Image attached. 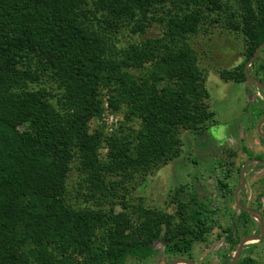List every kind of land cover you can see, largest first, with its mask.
I'll use <instances>...</instances> for the list:
<instances>
[{
  "label": "trees",
  "instance_id": "16d2710c",
  "mask_svg": "<svg viewBox=\"0 0 264 264\" xmlns=\"http://www.w3.org/2000/svg\"><path fill=\"white\" fill-rule=\"evenodd\" d=\"M216 26L245 42L222 79L252 85L264 0H0V264L144 262L157 244L193 261L217 210L193 194L174 199L175 215L133 212L131 198L137 179L180 157L182 131L216 123L191 43ZM253 75L264 85V61ZM239 208L223 264L251 223ZM246 251L236 264H257Z\"/></svg>",
  "mask_w": 264,
  "mask_h": 264
},
{
  "label": "rangeland",
  "instance_id": "374dc122",
  "mask_svg": "<svg viewBox=\"0 0 264 264\" xmlns=\"http://www.w3.org/2000/svg\"><path fill=\"white\" fill-rule=\"evenodd\" d=\"M150 35H161L160 28H153ZM191 43L198 52L199 67L207 76L211 93L209 105L216 123L199 136L192 131H182L180 157L154 174L137 179L131 203L135 207L133 212L146 209L175 215V200L180 198L188 203L191 195H198L211 209H216L217 214L208 241L195 246L193 261L223 264L232 249L224 231L233 227V218L242 211L235 199L241 185L239 169L256 157H261L264 162V140L258 132L264 119V97L252 87L253 83L238 84L222 79L223 72L238 68L245 60V42L241 35L216 26L209 33L192 39ZM263 61L264 54L255 67H250L252 77L255 78L253 73ZM121 118H107L109 133L117 130ZM261 132L264 133V125ZM221 181L226 189L221 186ZM239 200L251 214V223L247 225L240 221L234 235L240 239V246L245 238L260 237L263 233L261 240L249 241L243 250L247 249L244 257L251 256L257 264H264V164L253 162L248 165ZM253 245L256 246L248 248ZM155 249L150 259L140 262L130 258L125 264H171L177 259L167 257L161 244Z\"/></svg>",
  "mask_w": 264,
  "mask_h": 264
},
{
  "label": "water",
  "instance_id": "95a60500",
  "mask_svg": "<svg viewBox=\"0 0 264 264\" xmlns=\"http://www.w3.org/2000/svg\"><path fill=\"white\" fill-rule=\"evenodd\" d=\"M263 49H264V43L259 47V49L256 51L254 57L246 65V67H245V74H246L247 80L249 82L257 84L263 90V92H264V85L258 79L252 77L249 74V68L252 66L253 62L257 59V57L259 56V54L261 53V51ZM263 125H264V119H262V121L259 124V131L260 132H261V127ZM262 137H264V135H262ZM253 162L260 163V164H264V162H262V161L252 160L249 163H247L246 165H244V167L242 168V171H241V185H240V188L238 189V191L235 194V199H236V201H237L238 204H240L239 194H240L241 190L243 189V187L245 185V173H246V169H247L248 165L250 163H253ZM262 238H263V233H262V235L260 237L251 236V237L245 238L241 242V244L239 246V249L235 253L234 259L232 260V262L230 264H236L238 262V260H239V258L241 256V253H242L243 248L245 247V245L248 244L249 241H253V240H256V239L257 240H261ZM171 264H198V263H196V262H194L192 260H189V259L179 258V259L174 260Z\"/></svg>",
  "mask_w": 264,
  "mask_h": 264
},
{
  "label": "crops",
  "instance_id": "0c3cea01",
  "mask_svg": "<svg viewBox=\"0 0 264 264\" xmlns=\"http://www.w3.org/2000/svg\"><path fill=\"white\" fill-rule=\"evenodd\" d=\"M262 128H263V126L261 127V130H262ZM257 131V130H256ZM258 132L259 133H261L262 135H264V133H262V132H260L259 131V126H258ZM264 137H262V139H263ZM263 141V140H262ZM257 158V157H256ZM252 160H259V159H252ZM252 160H249L247 163H249L250 161H252ZM259 161H262V160H259ZM260 164V163H259ZM246 165V164H245Z\"/></svg>",
  "mask_w": 264,
  "mask_h": 264
},
{
  "label": "flooded vegetation",
  "instance_id": "af4514ba",
  "mask_svg": "<svg viewBox=\"0 0 264 264\" xmlns=\"http://www.w3.org/2000/svg\"><path fill=\"white\" fill-rule=\"evenodd\" d=\"M256 79H258L259 80V78L257 77ZM252 87H254V86H252ZM254 89H255V87H254ZM257 89V88H256ZM240 201V200H239ZM238 206H239V204H238ZM242 254V253H241ZM234 259V258H233Z\"/></svg>",
  "mask_w": 264,
  "mask_h": 264
},
{
  "label": "clouds",
  "instance_id": "9594fccd",
  "mask_svg": "<svg viewBox=\"0 0 264 264\" xmlns=\"http://www.w3.org/2000/svg\"><path fill=\"white\" fill-rule=\"evenodd\" d=\"M255 84V83H254ZM263 97H264V92H263Z\"/></svg>",
  "mask_w": 264,
  "mask_h": 264
},
{
  "label": "built area",
  "instance_id": "2783aa9c",
  "mask_svg": "<svg viewBox=\"0 0 264 264\" xmlns=\"http://www.w3.org/2000/svg\"><path fill=\"white\" fill-rule=\"evenodd\" d=\"M111 119H113V117H111Z\"/></svg>",
  "mask_w": 264,
  "mask_h": 264
}]
</instances>
